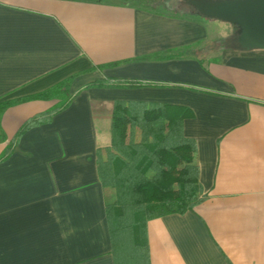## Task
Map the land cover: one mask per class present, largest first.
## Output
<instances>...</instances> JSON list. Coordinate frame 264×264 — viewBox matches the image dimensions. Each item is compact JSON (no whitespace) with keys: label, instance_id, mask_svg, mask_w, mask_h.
<instances>
[{"label":"crops","instance_id":"obj_1","mask_svg":"<svg viewBox=\"0 0 264 264\" xmlns=\"http://www.w3.org/2000/svg\"><path fill=\"white\" fill-rule=\"evenodd\" d=\"M181 2L0 0V104L72 77L76 95L0 162V264H147L115 255L114 195L98 173L117 101L193 115L183 133L196 143L205 200L147 223L148 264H264V49L221 50L220 28L230 29L179 15ZM100 80L116 86L87 88ZM55 104L8 109L0 158Z\"/></svg>","mask_w":264,"mask_h":264},{"label":"trees","instance_id":"obj_2","mask_svg":"<svg viewBox=\"0 0 264 264\" xmlns=\"http://www.w3.org/2000/svg\"><path fill=\"white\" fill-rule=\"evenodd\" d=\"M182 2L178 5L179 15L208 19ZM219 22L224 28H232L230 33L222 34L220 49L244 50L239 44V28ZM74 80L72 77L43 93L0 104L1 118L8 109L26 102H56L49 111L22 125L0 162L12 156L25 133L50 124L55 116L69 108L76 96L70 91ZM113 86H116L114 81L100 80L87 88ZM192 116L187 109L165 104L126 101L114 104L112 143L109 148L98 151L97 166L103 188L114 195V201L106 205L108 226L114 253L125 262L142 260L148 264L147 223L150 220L185 215L205 200L199 183L196 143L183 133L184 120Z\"/></svg>","mask_w":264,"mask_h":264},{"label":"water","instance_id":"obj_3","mask_svg":"<svg viewBox=\"0 0 264 264\" xmlns=\"http://www.w3.org/2000/svg\"><path fill=\"white\" fill-rule=\"evenodd\" d=\"M202 16L239 28L244 50L264 49V0H188Z\"/></svg>","mask_w":264,"mask_h":264},{"label":"rangeland","instance_id":"obj_4","mask_svg":"<svg viewBox=\"0 0 264 264\" xmlns=\"http://www.w3.org/2000/svg\"><path fill=\"white\" fill-rule=\"evenodd\" d=\"M220 29H221V31H220V32H221V34H223V33H225V32H226V30H225V29H223V28H220ZM231 29H232V28L230 27V30H228V32H229V33H230Z\"/></svg>","mask_w":264,"mask_h":264}]
</instances>
